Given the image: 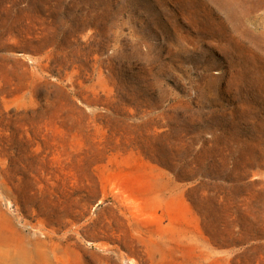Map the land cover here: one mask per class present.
<instances>
[{
  "label": "rangeland",
  "instance_id": "374dc122",
  "mask_svg": "<svg viewBox=\"0 0 264 264\" xmlns=\"http://www.w3.org/2000/svg\"><path fill=\"white\" fill-rule=\"evenodd\" d=\"M0 264H264V0H0Z\"/></svg>",
  "mask_w": 264,
  "mask_h": 264
}]
</instances>
